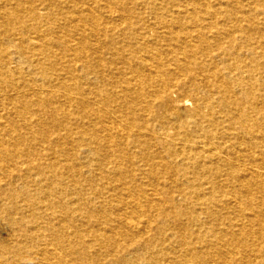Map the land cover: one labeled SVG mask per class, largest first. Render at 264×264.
Instances as JSON below:
<instances>
[{
  "label": "bare ground",
  "instance_id": "1",
  "mask_svg": "<svg viewBox=\"0 0 264 264\" xmlns=\"http://www.w3.org/2000/svg\"><path fill=\"white\" fill-rule=\"evenodd\" d=\"M0 264H264V0H0Z\"/></svg>",
  "mask_w": 264,
  "mask_h": 264
}]
</instances>
